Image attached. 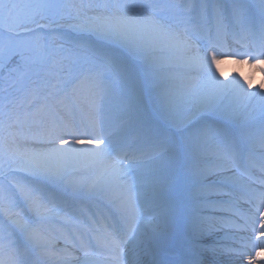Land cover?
Returning a JSON list of instances; mask_svg holds the SVG:
<instances>
[{"label":"snow or ice","instance_id":"1","mask_svg":"<svg viewBox=\"0 0 264 264\" xmlns=\"http://www.w3.org/2000/svg\"><path fill=\"white\" fill-rule=\"evenodd\" d=\"M264 0H0V264H264Z\"/></svg>","mask_w":264,"mask_h":264},{"label":"bare ground","instance_id":"2","mask_svg":"<svg viewBox=\"0 0 264 264\" xmlns=\"http://www.w3.org/2000/svg\"><path fill=\"white\" fill-rule=\"evenodd\" d=\"M233 64V63H228ZM241 76H249L253 80V84H259L264 81V74H261L259 69H253L245 64H233Z\"/></svg>","mask_w":264,"mask_h":264},{"label":"rangeland","instance_id":"3","mask_svg":"<svg viewBox=\"0 0 264 264\" xmlns=\"http://www.w3.org/2000/svg\"><path fill=\"white\" fill-rule=\"evenodd\" d=\"M254 2H255V0H254ZM222 70L224 71L226 76H229V78H231L232 75L239 74L237 69L235 68V66L233 64L226 63V64L222 65Z\"/></svg>","mask_w":264,"mask_h":264}]
</instances>
